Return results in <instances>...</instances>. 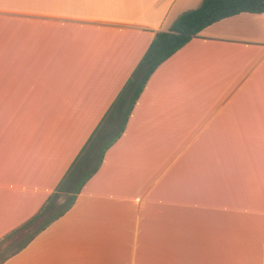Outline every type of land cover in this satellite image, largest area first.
Wrapping results in <instances>:
<instances>
[{
  "label": "crops",
  "instance_id": "1",
  "mask_svg": "<svg viewBox=\"0 0 264 264\" xmlns=\"http://www.w3.org/2000/svg\"><path fill=\"white\" fill-rule=\"evenodd\" d=\"M201 2L0 0V243L25 239L0 264H264V14L160 65L48 223L155 34Z\"/></svg>",
  "mask_w": 264,
  "mask_h": 264
},
{
  "label": "trees",
  "instance_id": "2",
  "mask_svg": "<svg viewBox=\"0 0 264 264\" xmlns=\"http://www.w3.org/2000/svg\"><path fill=\"white\" fill-rule=\"evenodd\" d=\"M240 14H264V0H202L197 9L181 14L168 32L155 34L147 52L104 119V124L107 123L102 126L100 135L90 140L84 154L74 162L57 187L53 198L56 199L59 193H66L68 197L61 206V213L54 215L48 223L70 209L82 186L96 173L106 150L120 138L130 112L155 70L197 38L204 29Z\"/></svg>",
  "mask_w": 264,
  "mask_h": 264
},
{
  "label": "rangeland",
  "instance_id": "3",
  "mask_svg": "<svg viewBox=\"0 0 264 264\" xmlns=\"http://www.w3.org/2000/svg\"><path fill=\"white\" fill-rule=\"evenodd\" d=\"M201 4V3H200ZM200 5H198L197 7H195L194 9H189L188 11L191 10H195L199 7ZM187 12V11H186ZM183 14V13H182ZM178 19V18H177ZM23 235V234H21ZM25 240V239H24ZM23 238L17 239V240H8L7 242L5 241L3 244L0 243V262H2V260L4 258H6L10 253H12L19 245V242H24ZM17 245V247H16Z\"/></svg>",
  "mask_w": 264,
  "mask_h": 264
}]
</instances>
